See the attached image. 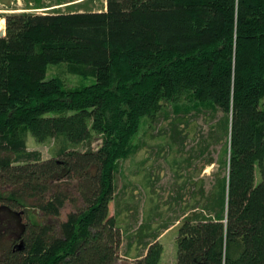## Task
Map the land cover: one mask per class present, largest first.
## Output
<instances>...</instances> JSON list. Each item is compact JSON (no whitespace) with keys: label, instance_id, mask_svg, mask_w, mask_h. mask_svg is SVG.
Here are the masks:
<instances>
[{"label":"trees","instance_id":"trees-1","mask_svg":"<svg viewBox=\"0 0 264 264\" xmlns=\"http://www.w3.org/2000/svg\"><path fill=\"white\" fill-rule=\"evenodd\" d=\"M42 1L51 8L3 15L0 264H120L115 175L141 121L152 125L166 102L184 116L210 110L201 156L225 142L211 189L191 191L177 220L173 264H264V0ZM61 62L96 81L46 79ZM30 132L58 143L55 155L29 150ZM67 203L77 208L60 220ZM174 225L140 230L134 264H161L160 237Z\"/></svg>","mask_w":264,"mask_h":264},{"label":"rangeland","instance_id":"rangeland-1","mask_svg":"<svg viewBox=\"0 0 264 264\" xmlns=\"http://www.w3.org/2000/svg\"><path fill=\"white\" fill-rule=\"evenodd\" d=\"M70 0L60 2L72 3ZM105 0H96L99 7ZM42 6L57 4L58 0H43ZM61 3V4H63ZM38 0H0V30L6 27L5 12H24L27 7H36ZM59 4V6L61 5ZM54 6V7H59ZM53 7V6H52ZM48 8H32L31 11L42 12ZM59 77L64 80L69 88H74L85 83H93L96 78L82 79L77 68L69 63H50L46 79ZM260 105L264 108V98ZM210 110H205L197 116H184L177 114L174 105L166 102L151 125L148 116L141 121L140 130L135 138L137 149L135 152L119 163V170L115 175L116 198L110 202V214L117 212L118 221L124 227L122 244L120 245V264H134L133 258L143 253L144 249L138 248L140 244V230L150 226V230L162 231L165 223L172 226L161 235L165 250L161 256V264H173L177 260L178 247L176 238L178 234V219L185 216L184 206L195 202L191 191L204 187L209 191L215 180V173L220 164L218 162L225 142L214 143L205 155L201 156L198 145L202 138H207L210 133V121L207 115ZM222 116L218 112L217 118ZM28 149H38L43 158H50L59 149V144L47 142L40 144L32 133H28ZM99 141L90 145L96 147ZM88 144L78 146L82 150L88 149ZM215 159L211 165L209 159ZM205 169H207L205 171ZM257 181L264 178V165L256 169ZM187 181L186 187L181 184ZM77 207L67 203L62 210L60 220H65L69 212ZM21 223L27 221L28 212L24 207H19L17 214ZM23 219V220H22ZM142 224V225H141ZM142 226V227H141ZM141 227V228H140ZM145 227V228H144ZM138 236V237H137ZM153 240L152 237L146 241Z\"/></svg>","mask_w":264,"mask_h":264},{"label":"crops","instance_id":"crops-1","mask_svg":"<svg viewBox=\"0 0 264 264\" xmlns=\"http://www.w3.org/2000/svg\"><path fill=\"white\" fill-rule=\"evenodd\" d=\"M86 0H79L78 2L79 3H81V2H85ZM67 5H69V3H63V4H61L60 6H61V8L63 9V10H65L67 7H69V6H67ZM207 169H205V171H206ZM167 231V230H166ZM165 231V232H166Z\"/></svg>","mask_w":264,"mask_h":264},{"label":"water","instance_id":"water-1","mask_svg":"<svg viewBox=\"0 0 264 264\" xmlns=\"http://www.w3.org/2000/svg\"><path fill=\"white\" fill-rule=\"evenodd\" d=\"M5 31H6V27L2 28V30H0V38L3 37V35H5Z\"/></svg>","mask_w":264,"mask_h":264}]
</instances>
